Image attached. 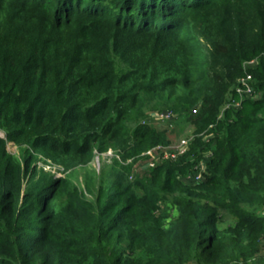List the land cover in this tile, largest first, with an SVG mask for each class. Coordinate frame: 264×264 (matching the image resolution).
Listing matches in <instances>:
<instances>
[{
  "label": "trees",
  "instance_id": "trees-1",
  "mask_svg": "<svg viewBox=\"0 0 264 264\" xmlns=\"http://www.w3.org/2000/svg\"><path fill=\"white\" fill-rule=\"evenodd\" d=\"M252 57L253 96L219 116ZM149 102L207 141L114 167L95 201L37 167L167 142ZM0 130V264H264V0H0Z\"/></svg>",
  "mask_w": 264,
  "mask_h": 264
},
{
  "label": "rangeland",
  "instance_id": "rangeland-1",
  "mask_svg": "<svg viewBox=\"0 0 264 264\" xmlns=\"http://www.w3.org/2000/svg\"><path fill=\"white\" fill-rule=\"evenodd\" d=\"M253 58L255 57H252L247 60H251ZM254 65L255 64H253V66ZM152 104L155 105V102H151V103L149 102L147 104V107H149L148 116L143 118L141 122L143 123L148 122V123H153V124L161 126V130L165 134L168 141L165 143L157 144V145L171 146L175 144L176 142H178L179 140H181L182 138H190V141H189V145H190L194 140L202 137V135L205 136L203 140L207 141L208 137L205 135V134H208L207 130L205 129L202 132L201 131L198 132L195 129L194 125L191 123V120L185 117L180 118L179 117L180 114L178 118L175 120H169V121L155 120L152 116V113L155 109L150 107ZM211 127H212V124H210L207 127V129H210ZM0 133H1V130H0ZM6 148L8 151L15 153L17 155L20 151V147L16 146L12 142H7ZM149 148H152V147H149ZM111 149H112V154H108L107 152H104V151H103L104 153L94 152L92 158L87 164H80L69 170L59 165H56V167L54 166L55 168L54 172L49 170V168L47 167H46L47 169H45L44 168L45 166L43 167V164H46V161H48V159L42 156H39V159L36 160V164H37V167H39L41 170L43 169L45 171L50 172L53 175V177L58 176V177L68 178L69 180L77 184L85 192L88 198L95 201L98 191L100 189V186L105 183L108 175L110 174V170H112L114 167L116 166L119 167L120 165L128 167V170L125 173V177H126V181L129 183L134 182V180H136L137 178H142L145 172L146 174H149L148 171L151 170V168H153V166L148 167L146 165V161H147L146 155H141L139 153L132 157L123 158L119 150L115 148H111ZM203 160L206 162V154H205V157L203 156L194 164L196 165L198 163L199 164L202 163L203 165L202 177H203V171L205 170V162H203ZM157 164H158V161L156 162V165ZM193 171H194L193 169L188 170L187 172L183 173L180 177L186 183H194L196 181L194 180ZM25 183H26V179H25ZM260 254H264V240L260 243Z\"/></svg>",
  "mask_w": 264,
  "mask_h": 264
},
{
  "label": "built area",
  "instance_id": "built-area-1",
  "mask_svg": "<svg viewBox=\"0 0 264 264\" xmlns=\"http://www.w3.org/2000/svg\"><path fill=\"white\" fill-rule=\"evenodd\" d=\"M257 58H253L251 60H247L243 62V73L239 76L237 84L234 87V92L233 95L228 99V101L222 106L221 112L219 116L221 115L222 111L229 107H239L242 100L247 97H251L254 94V89L252 85V74L249 71V68L253 66V64H256ZM236 96V97H235ZM197 106H194L191 111L192 113L197 112ZM176 113L174 110L170 108H165V109H157L153 111L152 116L155 120H160V121H169L172 120L176 117ZM0 136H4L2 132L0 133ZM189 141L190 138H182L175 144L171 146H162V145H157L152 148H148L144 151H142L140 154L141 155H146L147 156V161L146 165L148 167H152L156 164L157 161L159 160H165V159H175L178 157L180 154H183L186 152L188 146H189ZM98 153V151H95ZM108 154H112V149L108 148L106 151ZM102 152V153H104ZM100 153V152H99ZM203 162H205L203 160ZM45 166V167H44ZM56 164H53L50 162V160L46 161V164H43V167L45 169L49 168L51 171H55ZM47 167V168H46ZM52 168V169H51ZM54 169V170H53ZM193 172H194V180L195 181H200L202 178V170H203V165L201 164H196L193 167Z\"/></svg>",
  "mask_w": 264,
  "mask_h": 264
},
{
  "label": "clouds",
  "instance_id": "clouds-1",
  "mask_svg": "<svg viewBox=\"0 0 264 264\" xmlns=\"http://www.w3.org/2000/svg\"><path fill=\"white\" fill-rule=\"evenodd\" d=\"M2 132V131H1ZM4 134V132H2ZM1 137H4L5 138V135L4 136H1Z\"/></svg>",
  "mask_w": 264,
  "mask_h": 264
}]
</instances>
